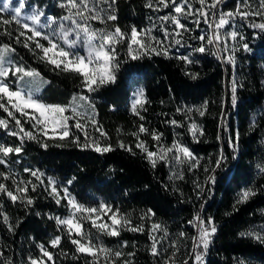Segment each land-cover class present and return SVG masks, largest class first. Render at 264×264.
<instances>
[{
	"label": "trees",
	"instance_id": "obj_1",
	"mask_svg": "<svg viewBox=\"0 0 264 264\" xmlns=\"http://www.w3.org/2000/svg\"><path fill=\"white\" fill-rule=\"evenodd\" d=\"M230 1L226 0L225 4ZM24 3L21 16L30 14L35 5L58 19L68 14L59 6L61 0H24ZM145 3L146 0H117L114 6L117 20L104 24L91 21V27L111 31L119 26L128 33L133 26L144 29L155 23L157 27L152 34L162 39L159 30L161 22L156 18L168 14L169 9L152 11L144 7ZM10 6H19V0H11ZM0 16L7 18L8 13H0ZM240 23L244 26L251 51L242 57L238 66L234 67L218 58L219 55L211 54L215 52L214 48L206 55L192 54L197 63L186 65L177 57L189 55L191 49L180 46L171 47L168 56L153 54L133 61L127 55L126 44H121L117 47L120 67L116 83L94 93L82 89L81 78L77 74L53 70L52 65L41 61L40 50L37 49L34 55L22 45L14 44V40L0 35V44L12 43L16 47L15 61L37 69L49 82L42 84L35 94L43 103L66 105L74 94L88 95L95 106L96 120L108 134L106 142L113 148L100 154L91 148L77 147L72 143V136L64 141L47 139L40 136L30 122L22 119L25 129L36 132L39 141L49 146L42 148L40 142L26 140L24 151L18 157L10 158V169L0 165V171L11 170L18 181L31 180L37 185L35 192L29 187L27 195L33 198L34 204L27 208L19 201L14 204L6 195L0 194V203L5 206L3 211L9 216L10 223L18 225L15 231L9 232L0 221V251H3L4 259H11L13 264H26L29 255H39L36 244L47 246L53 236L61 235L62 248L69 253V257L65 258L59 249L49 248L55 254L56 264H87L83 256L78 260L71 258L74 246L65 233L58 230L55 221L48 219L50 215L67 217V201L62 200L57 205L45 187L40 186V181L24 172V168H30L43 173L45 185L48 178H54L61 189L67 187L80 204L96 207L103 202L119 209L133 225L143 224L144 232L122 230L119 237H101L112 249H118L121 243L127 241L128 246L121 250L136 253L132 258L133 264H158L148 251L151 244L148 229L153 222L164 225L171 239H177L181 232L186 233L178 241L181 250L175 258L176 264H181L191 250V237L197 235L195 227L189 224L197 213L205 218L212 217L218 229L205 256V264H240V261L264 264V244L239 235L243 231L264 229V172L258 167H264V31L249 28L247 20ZM15 29V24L9 26L14 36ZM40 42L46 45V41ZM187 42L192 45L198 43L195 40ZM77 50L85 54L82 48ZM186 71L199 73L198 78L191 79L185 75ZM233 78L238 85L235 107L231 103ZM134 86L143 88L148 100L146 111L140 113L145 117L143 121L131 111ZM205 101L208 102L205 114L194 113V120L203 131V135L194 140L183 112L176 110L187 106L198 109ZM0 118H7L3 110H0ZM172 119L184 126L175 127L166 122ZM73 123L69 121L70 125ZM140 124L162 134L161 143L165 146H171L174 139H179L199 158V166L191 170L188 164L176 166L172 170L182 173L184 178L169 180V163L158 162L153 168L135 147L137 141L132 133ZM71 132L84 143L82 133L75 128ZM88 132L90 138H99V133L91 126ZM237 133L239 138L234 152L229 142L235 141ZM140 139L146 141L150 150L158 149L150 135L141 134ZM100 142L105 143L103 138ZM119 142L131 146L135 155L120 148ZM0 143L15 145L20 141L0 130ZM221 153L226 159L220 167H216L215 161ZM205 167L215 168V172H205ZM210 174L215 176L214 185L206 183ZM73 177V183L68 185L67 181ZM0 183H5L10 190L15 188L11 180L0 178ZM196 183L204 187L203 193H200ZM245 188H252L256 194L246 202L236 204L241 190ZM148 209H152L155 215L142 221L141 216ZM84 227L95 232L87 221ZM165 248H168L167 252ZM161 253V261L171 254L167 240ZM189 264H192L191 260Z\"/></svg>",
	"mask_w": 264,
	"mask_h": 264
},
{
	"label": "snow or ice",
	"instance_id": "obj_2",
	"mask_svg": "<svg viewBox=\"0 0 264 264\" xmlns=\"http://www.w3.org/2000/svg\"><path fill=\"white\" fill-rule=\"evenodd\" d=\"M223 2L224 0H146L144 7L152 11L169 9L168 14L156 18L161 22L159 26L163 37L161 39L152 34L157 27L155 23L144 29H137L133 26L128 33L122 31L119 26H115L111 31L93 29L91 21H99L104 24L117 20L114 7L117 0H61L59 6L66 9L68 14L59 19L47 15L39 5L33 6L30 14L21 16V10L25 8L24 0H19L17 7L10 6L11 0H0V13H8L7 18L0 16V35L14 40V44L22 45L34 55L37 49L40 50L42 54L39 59L41 61L52 65L53 70L77 74L81 78L82 89L87 93H94L106 85L116 83L120 67L117 47L121 44H126L127 55L133 61L153 54L168 56L169 49L173 46L190 48L189 55L177 57L186 65L197 63L192 54L206 55L212 48L223 44L222 50L228 53L224 58L225 62L235 66L236 53L240 50L250 52L251 49L245 36L234 27L231 31L222 32L221 30L232 27L239 18L249 21L247 25L249 28L264 31V0H256L255 6L253 0H237L235 10L227 12L219 11V5ZM195 5H199V7ZM254 18H259L260 22H256ZM189 19L193 21L196 28H199L201 23L207 25L208 31L200 35H193V29L183 22ZM12 24L16 25L15 36L13 31L9 30V26ZM169 25H171V29ZM185 36H187V40H185ZM41 40L46 41L47 46L41 43ZM188 40H195L198 43L192 45L187 42ZM229 41L235 42L231 48L228 46ZM14 44H0V110L7 114V118H0V130L10 137L17 138L20 143L15 145L0 143V165L10 169V158L18 157L24 151L23 144L26 140L40 142L36 132L25 129L21 122L22 119L30 122L32 128L47 139L64 141L72 136V143L77 147L91 148L100 154L112 151V145L106 142L108 134L103 131L102 125H99L96 120L95 106L88 95L74 94L66 105L46 104L36 98L35 94L40 91L41 85L49 82L43 79L37 69L13 59L17 51ZM80 48L84 50L85 54H81L77 50ZM211 54L218 55V52ZM218 58L220 57L218 56ZM185 75L195 80L199 73L186 71ZM237 86V81L233 78L231 86L233 107L237 104ZM147 103L144 89L138 88L133 93L131 111L141 121L145 117L140 114V110L146 111ZM207 103L205 101L200 108L196 109L201 116L205 114ZM85 106L91 110V114L89 111L81 110ZM176 111L184 112L187 115L193 109L177 108ZM17 113H19V117ZM66 113H70V115ZM69 121H74V123L70 125ZM166 122L175 127L184 126L175 119ZM89 126L99 133V138H90ZM72 128L84 135V143H81L79 136H73ZM188 130L194 140L198 139V133L203 135V131L195 122L188 126ZM141 134L150 135L159 150H150L146 141L140 139ZM132 135L136 137L135 147L144 154V158L153 168L157 166L158 162L170 164L169 180L184 178L182 173L172 170V164L176 166L188 164L190 165L189 170L199 166V158L195 157L179 139H174L171 146H165L161 143L162 134L150 131L144 124H140ZM100 138H103L105 143H101ZM238 138L239 134L237 133L235 141L230 140L229 142L234 152ZM40 146L47 148L49 145L46 142H40ZM119 147L135 155L131 146L119 142ZM225 159L226 157L221 153L215 161L216 167H220ZM258 167L261 172H264V167L259 165ZM204 171L214 173L215 168L205 167ZM24 172L39 180L40 186L45 187V191H48L57 205H60L62 200L67 201L69 209L67 217L50 215L48 219L55 221L58 230L63 231L74 246L71 255L73 260H78L83 256L87 259V264H133L132 258L136 253L134 251L125 253L121 250L128 246L127 241L121 243L118 249H112L103 243L101 237H119L122 230L144 232L143 224L133 225L126 215L120 213L119 209H113L111 205L103 202L97 207H87L78 203L71 196L68 188L61 189L54 178H48L45 185L42 179L43 173L38 170L24 168ZM0 178L5 181L11 180L15 186L14 190H10L5 183H0V194L6 195L14 204L19 201L26 208L34 204L33 198L27 195L29 187L33 192L37 188V185L33 184L31 180L21 179L18 181L11 170L0 171ZM74 179V177L69 179L67 184L71 185ZM206 183L214 185L215 176L208 175ZM196 187L200 193L205 191L199 183H196ZM255 194L256 192L252 188L242 189L236 204L246 202ZM4 207V204L0 203V221L9 232H13L18 225L10 223L9 216L3 211ZM233 207L235 208V205ZM37 215L40 214L37 213ZM154 215L153 210L148 209L141 216V220L151 219ZM104 217H107V220ZM85 221L90 223L91 229H94L95 232L85 229ZM189 224L196 228L197 235L191 237V250L181 264H189L190 260L192 264H205V256L212 243V238L218 230L216 223L212 217L205 218L197 213L189 221ZM156 233L160 234L156 235ZM239 235L264 244V229L243 231ZM185 236L186 233L181 232L177 239H171L164 225L153 222L148 229V237L151 241L148 251L152 257L157 259L158 264H176L175 258L181 250L178 241ZM62 238L61 235H55L47 246L43 243L36 244L39 255H29L26 264H56L55 254L49 251V248L59 249L60 253L68 258L69 253L64 251L61 245ZM166 240L171 254L165 256L161 261V249ZM164 251L167 252L168 248H165ZM0 264H13L11 259H4L3 251H0ZM240 264H245V262L240 261Z\"/></svg>",
	"mask_w": 264,
	"mask_h": 264
},
{
	"label": "rangeland",
	"instance_id": "obj_3",
	"mask_svg": "<svg viewBox=\"0 0 264 264\" xmlns=\"http://www.w3.org/2000/svg\"><path fill=\"white\" fill-rule=\"evenodd\" d=\"M225 1L219 5V11H223V12H227V11H234L235 10V7H236V3H237V0H232L229 2V4H225ZM255 3H256V0H253V5L255 6ZM197 7H199V5H197ZM256 20V22H259L260 19L259 18H254ZM242 20H240L239 18H237V20L235 21V24L232 26V27H227L226 29H222L221 31H231L233 30V27L240 31L243 35H244V26L240 23ZM185 22L190 28L193 29V35H200L204 32H207L208 31V28H207V25L201 23L200 27L199 28H196L195 24L193 23V21L191 19L189 20H186V21H183ZM171 27V25H170ZM196 31H198V33H196ZM245 36V35H244ZM187 37V36H186ZM235 42L233 41H229L228 42V46L229 48L232 47V45L234 44ZM46 46H47V42H46ZM223 44L219 45L217 48H214L215 52H218V55L219 57L225 61L224 58L227 57L228 53L223 51ZM247 52L243 51V50H240L236 53V62H235V66H238L239 63L242 61V57L246 54ZM232 65V64H231ZM233 66V65H232ZM234 66V67H235ZM140 88L139 86H134L133 88V93L138 89ZM132 98H133V94H132ZM132 98H131V103H132ZM131 106V105H130ZM188 108H191L193 109L192 112L188 113L187 115H185V113L183 112V118H184V121L187 123V128L188 126L192 123V122H195L196 121L194 120V113L196 112V109L192 106L190 107H185V109H188ZM82 111H89V113L91 114V110L85 106L83 109H81ZM31 111V110H29ZM143 111V109L140 110V113ZM70 115V113H69ZM197 124V123H196ZM198 125V124H197ZM189 131V130H188ZM191 134V133H190ZM199 135V133L197 134V136ZM159 149L155 150V151H158ZM170 155V154H169ZM176 165L172 164V168H175ZM97 207V206H96ZM105 220H107V217H104ZM104 243V242H103ZM105 244V243H104ZM106 245V244H105ZM107 246V245H106ZM108 247V246H107ZM110 248V247H109Z\"/></svg>",
	"mask_w": 264,
	"mask_h": 264
},
{
	"label": "water",
	"instance_id": "obj_4",
	"mask_svg": "<svg viewBox=\"0 0 264 264\" xmlns=\"http://www.w3.org/2000/svg\"><path fill=\"white\" fill-rule=\"evenodd\" d=\"M195 230H196V228H195ZM197 231V230H196Z\"/></svg>",
	"mask_w": 264,
	"mask_h": 264
}]
</instances>
